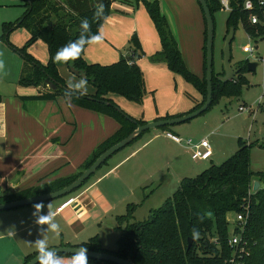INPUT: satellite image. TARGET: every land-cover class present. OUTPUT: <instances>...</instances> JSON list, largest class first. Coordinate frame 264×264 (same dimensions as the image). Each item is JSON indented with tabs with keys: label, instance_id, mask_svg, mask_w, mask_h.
<instances>
[{
	"label": "trees",
	"instance_id": "1",
	"mask_svg": "<svg viewBox=\"0 0 264 264\" xmlns=\"http://www.w3.org/2000/svg\"><path fill=\"white\" fill-rule=\"evenodd\" d=\"M114 1L22 0L24 11L21 22L16 24L20 17L15 23L2 24L1 39L23 57L17 84L40 88L37 89L36 94L20 96L21 99L53 100L59 96L69 97L75 105L108 114L119 126L113 134L91 151L76 173L14 193L2 192L0 203L52 192L68 185L103 151L127 136L137 123H145L144 120L125 113L111 97L113 94L119 95L137 104L143 100L146 93L145 81L143 72L136 62L139 54L134 49H131L129 55L106 65L86 62L82 56L83 51L80 58L67 62L68 67L72 66L85 73L84 81L93 87L91 93L68 86L53 62L57 50L65 45L75 42L84 49L98 34L100 24ZM139 1L134 0L135 4ZM141 1L155 25L161 42V50L154 54L152 60L165 62L170 71L182 75L203 97L188 111L191 112L203 103L206 96L205 45L203 75L199 77L185 68L174 34L160 12L158 0ZM243 1L228 0L231 10L228 12L226 26L235 29L236 24L240 22L252 40L264 38V6L254 11L260 22L250 24L248 11L242 8ZM206 3L212 16L220 11V0H206ZM82 20L86 21L87 27L81 26ZM18 25L23 26L29 33L21 48L13 47L6 40L7 34ZM205 37L206 28H204V43ZM38 39H42L47 45L49 59L46 63L37 61L25 52V47ZM248 61L245 59L239 63L240 72L236 81L220 80L219 76L223 71L215 72L213 69L211 104L221 96L231 97L240 94L242 84L247 82L243 73L247 71ZM46 79L57 84V88L54 90L47 88ZM179 115L182 114L165 115L160 118ZM160 129L167 130L168 126H162ZM237 144V150L221 162H211L195 176L183 177L172 195L160 206L151 209L145 220L132 221L134 205L128 204L126 213L116 217V230L119 235L115 241V250L104 249L97 235L74 246H85L88 250L112 253L130 259L135 264H226L223 260L230 253V247L227 245L226 213L235 211L243 212L245 215L243 237L247 240L248 254L245 256L244 264H264V170L253 171L250 168L251 147H264V144L247 143L241 137L237 139ZM109 158L100 167L104 166ZM255 180L259 185L256 190H252ZM244 204L248 206L247 212L244 211ZM208 212L213 216L207 217ZM211 237H214L215 241H212ZM189 238L192 242L188 247ZM36 253L37 251L25 256L21 264H26ZM58 254L57 264H72V254ZM88 264L115 263L88 257Z\"/></svg>",
	"mask_w": 264,
	"mask_h": 264
},
{
	"label": "crops",
	"instance_id": "2",
	"mask_svg": "<svg viewBox=\"0 0 264 264\" xmlns=\"http://www.w3.org/2000/svg\"><path fill=\"white\" fill-rule=\"evenodd\" d=\"M21 2L22 0L20 4ZM114 2L117 5L113 9L118 11L122 10V6L132 9V19L124 30L125 33L133 31L139 34V5L135 4L134 0H115ZM133 5H135V8ZM20 17L19 14L14 20L17 21ZM105 22L115 27L116 25L122 26L124 20L111 15L106 18ZM3 23L7 22L0 20V36ZM104 36L105 38L107 37V35ZM1 40L3 41L0 37V61H3L4 67L0 70V180L4 174L7 177V183L5 188H1L0 183V192L4 189L17 192L27 187L76 173L91 151L112 132H115L119 125L116 120L111 118L108 129L101 136L93 139L88 138L75 155L72 152L75 142L71 136L69 137L67 130L70 119L66 118L65 121H62L59 110L54 104V99L23 100L20 98V96L34 95L37 89L40 88L24 87L17 84L23 61L18 55L11 54L10 52L12 51L3 45ZM92 40L83 49L82 56L86 62L106 65L118 60V53L114 51L112 46L104 48L100 43H94ZM107 40L111 41L110 44L112 45L114 38L110 37ZM158 47L157 45L156 49ZM259 57L262 59V56ZM136 62L143 72L145 81L146 93L143 96V100H145L144 103L146 105L144 109L139 107V104H135L122 96L111 95L113 100L125 107L132 117L147 122L165 115L185 114L200 101L201 95L197 89L193 90L194 93L184 90L183 88L187 89V85L179 81V79L178 81L175 80L176 75L179 74L170 71L165 62L154 61L148 64V61L146 62L141 58H138ZM144 69L155 71V76L165 80V83L170 87L172 95L169 103L162 106L159 102L154 101L152 103L147 99L149 94L147 75L144 73ZM72 75L74 76V74ZM169 79H172L171 83ZM177 82L180 85L178 92ZM263 88L264 84L261 85V92L258 95L259 103L257 108L262 105V108H258L260 111L264 107ZM28 90L31 92H27ZM176 93L178 96L181 94L188 99V103L185 101L184 106H176ZM245 104L240 106L247 107ZM131 106L137 107V109L130 111L129 108ZM248 107L250 108L251 106ZM99 115L101 120H103V115ZM62 123H65V125H62ZM168 132L181 136L174 129L162 130L157 128L147 130L136 141L123 148L129 147L128 151L117 155L122 152L123 149H121L113 157L111 156L104 165L105 169L100 175L88 180L77 191L68 196L43 202L45 207L42 212H37L35 216L32 215L35 211L33 208L34 204L0 211V264H21L25 256L36 252L35 241L39 239H44L47 248H50L62 245H78L97 235L104 249L115 250L116 217L123 214L117 208L121 203H124L126 198L120 194V189L117 185L118 193L116 192L114 182L120 183V179L124 182L125 173L132 167L131 164L127 168L122 169L124 164L130 162L132 158H136L140 152L143 153L137 159L139 164L151 162L154 164L158 163L162 167L172 166V169L178 173L179 177H189L186 174L188 175L195 171L198 174L211 162L219 163L227 158V155H220L219 142L213 139L214 133L210 134L213 154L209 160H202L209 161L208 164L192 160L188 150L174 142L167 135ZM186 137L195 140L198 138L196 136ZM65 139L67 145L63 143ZM114 156L118 157L115 161L112 159ZM190 161L194 162H192L193 165H191ZM187 162L192 167L186 170ZM109 177H112L113 180L108 184L110 186L102 184V181ZM49 203L52 205L51 209L47 207ZM60 206L61 209L58 210ZM50 211L54 215L53 222L60 225L59 230L56 232L49 230L48 224H37L39 216L46 215ZM106 218H108V230H111V234H113L112 246L104 242L103 235L100 232L103 220Z\"/></svg>",
	"mask_w": 264,
	"mask_h": 264
},
{
	"label": "rangeland",
	"instance_id": "3",
	"mask_svg": "<svg viewBox=\"0 0 264 264\" xmlns=\"http://www.w3.org/2000/svg\"><path fill=\"white\" fill-rule=\"evenodd\" d=\"M20 1L21 0H0V20H4L5 22L12 21L11 23H15L16 21L14 19L19 14L21 16V13L24 11V7L22 6V2L20 4ZM158 2L160 12L164 16L174 34V38L177 42L185 68H187L191 73L202 77L204 66L205 24L200 8L198 7L199 5L196 0H158ZM115 5H117L116 2L111 3L109 12L100 24L98 33L101 36V39L98 42L92 40L93 38L91 40L94 41V43H100L104 48L106 46H112L114 51L118 53V59L129 55L132 52L131 49H134L139 54V59L141 58L146 62L148 61V64L150 62H154L152 58L156 52L161 50V42L155 25L149 16L144 3L141 0L138 2L139 34H136L133 31L129 33H125L124 31L132 19V9L122 6V10L118 11L113 9ZM134 6L135 5H133V7ZM111 15L123 19V25H116L115 27L108 25L105 21L106 18ZM227 16L228 12L221 11V9L213 14L215 26L213 41V69L215 72H221L223 68L222 45L224 37L229 30V27L226 26ZM104 35H107V37L105 38ZM28 37V31L23 26L18 25L11 29V31L7 34L6 40L13 47L21 48L24 46ZM110 37L114 38L112 45L110 44L111 41L109 42L107 40ZM2 43L10 51H12L10 52L11 54L14 53L13 55H18L23 61V57L19 52L8 46L6 41H2ZM113 43L116 44L113 45ZM247 43L251 44L254 48L252 54L241 50L242 45ZM157 45L159 46L158 49H156ZM25 52L41 63H46L49 59L47 45L42 39H38L32 44L26 46ZM230 53V63H240L242 60L247 58H249V61H255L257 63V67L254 72L246 71L243 73L247 82L246 84H242L240 94L232 97L221 96L199 116L180 124L168 126V129L176 130L183 138H186V136H196L198 138L206 136L210 143V134L214 133L213 139L219 142L218 148L221 150L220 155H227V157L237 150V137H241L246 140L247 143L254 142L255 144H264V107L262 111L258 110V108L262 105L257 108L259 103L258 95H260L259 93L261 92V85L264 84V38L257 39L255 41L248 38L241 23L238 22L235 26L234 37L230 45ZM259 56H262V59H256V57ZM55 67L68 86L70 85L72 88L82 90L85 93L93 92L91 84L85 82L79 77H76L75 75L73 76L71 73V75L69 74L70 71L67 63H55ZM195 69H197V71H195ZM144 73L147 75L149 94L147 99H149L152 103L154 101L159 102L162 106L169 103L172 95L170 93V87L165 83V80L155 76V71H152L151 69H144ZM176 76V81L179 79V81H182L185 85H187V89L182 87L184 90L194 93L193 90H196V88L192 83L186 81L180 74ZM169 81L171 83L172 79H169ZM176 86H178V92V88L180 87L179 82H177ZM27 92L30 93L31 91L28 90ZM202 99L203 97L201 95L200 100ZM144 101L145 100H142L141 103H138L139 107L143 109L146 105ZM175 101L176 106L178 107L184 106L186 102L188 103V99L181 94L178 96L177 93ZM54 104L59 110V115L61 116L62 121H65L66 118L70 119L68 121L69 128H67V130L69 132V137L71 136L72 140L75 142V145L72 148V152L75 155L80 151L81 145H83L88 138L93 139L94 137L101 136L103 132L108 129L109 122L112 118L108 114H102L103 120H101L99 115L101 113L94 109L72 104L69 97L59 96L56 100L54 99ZM242 104H245L247 107H251H248L247 110L240 111L239 106ZM117 105L125 113L129 114L125 107L118 103ZM136 109L137 107L133 106L129 108L130 111ZM62 125H65V123H62ZM113 133L114 132L111 134ZM63 143L66 144V139ZM129 149V147L125 148L117 155H121V153H125ZM142 153L143 152H140L136 158H132L130 162L124 164L122 169L127 168L132 164L131 169L125 173L124 182L121 181V179L120 183L117 181L114 182L116 192L118 193V186L120 194L126 198L124 203H121L117 209H120V212L124 214L127 211V205L133 204V218L131 220L135 222L143 221L148 218L150 210L157 208L167 197L171 196L177 189L180 180L183 178L182 176L179 177L177 175L178 173L174 172L172 166L162 167L158 163L154 164L151 162L139 164L137 159ZM117 158V156H114L112 159L115 161ZM192 162L193 161H190L191 165L194 163ZM201 163L209 164V161H202ZM191 165L187 162L186 170L189 167H192ZM250 168L253 171L264 170V147H251ZM104 169V166L98 168L88 180L100 175ZM196 174L197 173L195 171L188 175L186 174V176L190 177ZM6 180L7 177L3 174L0 180L1 188H5L7 183ZM111 181H113L112 177H109L104 179L102 184L110 186L108 184ZM5 191L7 193H14L10 189H4L0 193ZM68 195L69 194L65 196ZM235 214V211H228L226 213L228 233H230L235 226ZM107 221L108 218L103 220L100 232L103 235L104 242L112 246L113 234H111V230H108L107 226L109 224H107ZM118 235L119 232L116 231L115 238H117ZM212 239H214V237H211V240ZM201 252L202 251H199V253Z\"/></svg>",
	"mask_w": 264,
	"mask_h": 264
},
{
	"label": "water",
	"instance_id": "4",
	"mask_svg": "<svg viewBox=\"0 0 264 264\" xmlns=\"http://www.w3.org/2000/svg\"><path fill=\"white\" fill-rule=\"evenodd\" d=\"M203 19L205 21V28H206V37H205V80H206V96L203 103L194 109L191 112L172 117V118H159L152 121H147L143 124H136V127L123 139L119 140L118 142L114 143L110 147H108L105 151H103L86 169H84L72 182L68 185L52 191L48 193H43L40 195H34L30 197H25L21 199H14L7 202L0 203V211L15 209L18 207H24L28 205L35 204L37 202L49 201L54 200L60 197H63L67 194H70L74 190L78 189L95 171L102 165V163L107 160L109 157L126 147L132 141L137 139L141 136L144 132L150 129L160 128L162 126H169L180 124L186 121H189L203 112H205L211 104L212 99V78H213V41H214V19L213 16L207 6L206 0H196ZM22 17L17 21L16 24L20 23ZM234 27H229L228 33L224 37L223 45H222V59H223V74L219 76V79L222 81L227 80H238V74L240 72V66L238 63H230L231 53H230V45L234 37ZM257 63L255 61H248L246 63V70L250 72H254L256 69ZM69 70L75 76L81 78L82 80L85 79L86 75L84 72H81L75 69L72 66H69ZM46 83L49 89L54 90L57 88V84H54L51 80L46 79ZM135 122V121H134ZM259 185L258 181L253 182L252 190H256ZM212 213L208 212L207 217H212ZM192 239H188V247L190 246ZM79 248L78 246H68L62 245L58 247H50L47 248L48 253H65V254H72V252ZM89 258L109 261L115 264H135L130 259H124L117 255L108 252H100V251H92L88 250L87 253ZM26 264H38L37 253L30 258Z\"/></svg>",
	"mask_w": 264,
	"mask_h": 264
},
{
	"label": "built area",
	"instance_id": "5",
	"mask_svg": "<svg viewBox=\"0 0 264 264\" xmlns=\"http://www.w3.org/2000/svg\"><path fill=\"white\" fill-rule=\"evenodd\" d=\"M221 3V11L229 12L231 10L228 0H220ZM264 3L262 0H244L242 3V8L248 11V22L250 24H257L260 22L258 15L254 12L256 9H262ZM247 34V33H246ZM248 38L251 37L247 34ZM241 50L252 54L254 48L251 44L247 43L242 45ZM260 57H256V59ZM249 60V58H247ZM264 91V88H263ZM248 107L240 106L239 110H247ZM167 135L176 143L185 147L192 160L194 161H202L209 160L212 156L213 151L211 148V144L206 137H201L197 140L192 139L190 137L183 138L179 135L172 134L170 132ZM244 211H248V206L246 204L243 205ZM61 209V206L58 207V210ZM244 221L245 215L243 212H236L235 214V226L233 230L228 233L227 245L230 247V253L228 257H226L223 261L226 264H244L245 256L248 254L247 249V240L243 237L244 232ZM215 241V239H212Z\"/></svg>",
	"mask_w": 264,
	"mask_h": 264
},
{
	"label": "clouds",
	"instance_id": "6",
	"mask_svg": "<svg viewBox=\"0 0 264 264\" xmlns=\"http://www.w3.org/2000/svg\"><path fill=\"white\" fill-rule=\"evenodd\" d=\"M262 3H264V0H262ZM82 27H87L86 21L82 20L81 22ZM99 31V30H98ZM101 39V36L99 34L95 35L93 37L94 41H99ZM83 49L75 42L63 46L61 49H58L55 56L53 57L54 63H67L70 60H75L80 58V55L82 53ZM4 67L3 61H0V70H2ZM84 82V81H82ZM45 207L43 202H37L33 205V208L35 211L32 213L33 216L36 215L37 212H42L43 208ZM49 209L52 208V205L49 203L47 205ZM54 215L50 211L46 215H40L37 219V224L43 225L48 224L49 230L51 231H58L60 228V225L58 223H54ZM35 247L37 251V258H38V264H57V261L59 259V254H53L47 252V244L44 239H39L35 241ZM88 249L85 246H81L77 249H75L72 252L71 259L72 264H88Z\"/></svg>",
	"mask_w": 264,
	"mask_h": 264
}]
</instances>
